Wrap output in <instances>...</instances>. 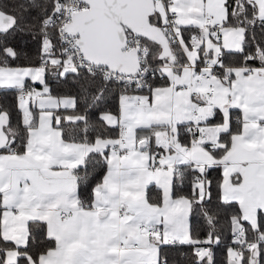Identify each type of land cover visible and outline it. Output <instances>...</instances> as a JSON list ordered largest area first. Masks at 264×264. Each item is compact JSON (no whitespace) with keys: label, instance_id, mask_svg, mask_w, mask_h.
I'll return each instance as SVG.
<instances>
[{"label":"snow or ice","instance_id":"6c2138e0","mask_svg":"<svg viewBox=\"0 0 264 264\" xmlns=\"http://www.w3.org/2000/svg\"><path fill=\"white\" fill-rule=\"evenodd\" d=\"M0 264H264V0H0Z\"/></svg>","mask_w":264,"mask_h":264}]
</instances>
